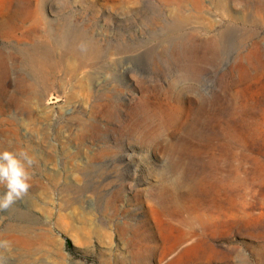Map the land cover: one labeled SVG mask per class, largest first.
<instances>
[{
    "label": "rangeland",
    "instance_id": "obj_1",
    "mask_svg": "<svg viewBox=\"0 0 264 264\" xmlns=\"http://www.w3.org/2000/svg\"><path fill=\"white\" fill-rule=\"evenodd\" d=\"M5 149L10 264H264V0H0Z\"/></svg>",
    "mask_w": 264,
    "mask_h": 264
},
{
    "label": "clouds",
    "instance_id": "obj_2",
    "mask_svg": "<svg viewBox=\"0 0 264 264\" xmlns=\"http://www.w3.org/2000/svg\"><path fill=\"white\" fill-rule=\"evenodd\" d=\"M34 158L26 150L0 151V211H7L17 201L26 196L31 187ZM11 251V242L0 239V264H10L7 253Z\"/></svg>",
    "mask_w": 264,
    "mask_h": 264
}]
</instances>
